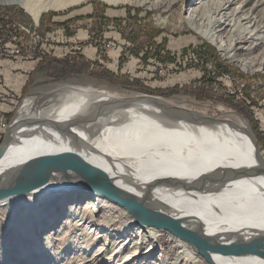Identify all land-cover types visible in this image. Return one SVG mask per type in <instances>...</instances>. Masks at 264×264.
<instances>
[{"label":"bare ground","instance_id":"bare-ground-1","mask_svg":"<svg viewBox=\"0 0 264 264\" xmlns=\"http://www.w3.org/2000/svg\"><path fill=\"white\" fill-rule=\"evenodd\" d=\"M102 1L165 10L176 0ZM78 2L0 0V5L17 4L37 23L43 12ZM187 5L184 18L191 29L215 44L225 59L264 74V0H189ZM12 127L0 152V179L29 176V161L41 156L71 154L97 177L146 208L180 219L214 247L223 241L244 244L245 237H263L255 249L257 256L264 254V157L247 124L238 119L186 110L157 97L61 86L47 94H28ZM57 166L62 170L63 165ZM39 189L0 200V230L11 229L10 247L21 246L11 255L3 254L0 264H19L29 255L32 233L53 221H62L58 235L69 229L86 238L99 229L94 233L97 240L106 237L105 222L95 212L101 206L122 213L137 231L134 237L114 239L107 253L95 251L83 263L264 264L241 252L210 250L207 259L188 241L140 224L125 207L101 194L79 188ZM92 205L98 207L89 211ZM136 239L140 247L134 249ZM162 239L169 242L173 256H158ZM40 246L36 245L38 251L32 248L31 255L42 257Z\"/></svg>","mask_w":264,"mask_h":264},{"label":"rangeland","instance_id":"rangeland-1","mask_svg":"<svg viewBox=\"0 0 264 264\" xmlns=\"http://www.w3.org/2000/svg\"><path fill=\"white\" fill-rule=\"evenodd\" d=\"M188 1L176 0L164 10L80 0L63 9L43 12L37 23L17 4L0 5V24L11 29L22 24L28 26L30 34L22 50L24 54L33 52L38 58L36 64H30L33 70L26 78L23 70L31 68L23 62L16 63L12 59L0 64L3 65L0 66V85L5 83L11 89L0 91V108L12 105V109L5 111L13 113L12 122L28 94L40 91L47 94L61 86L106 91L124 97H157L186 110L238 119L247 124L264 157V74L225 59L215 44L191 29L184 18ZM70 41L72 44L81 42L82 50L72 49L64 54L65 45ZM157 45L158 55L153 54ZM207 48L217 55L205 56L202 52ZM88 51L92 53L88 57L91 67L79 60L85 59ZM146 51L150 53L146 55ZM62 56L66 60L60 58ZM20 75L26 79L21 87ZM97 207L92 205L89 211ZM95 212L98 219L105 222L102 225L105 224L106 237L97 240L99 229L86 238L74 236L69 229L58 235L56 231L62 221H53L32 233L35 236L31 237L33 245L28 247L29 255L21 258L19 264H87L83 263L84 258L93 256L95 251L107 253L111 244H115L114 239L118 242L134 237L137 228L119 211L101 206ZM53 231L57 235H53ZM117 231L120 233L114 235ZM12 234L11 229L0 230V258L21 247L18 244L10 247ZM168 243L165 239L159 241L158 253H161L158 256L174 255ZM36 245H41L42 257L31 255L32 248L38 249ZM138 247L136 239L133 248ZM123 256L124 253L120 257Z\"/></svg>","mask_w":264,"mask_h":264},{"label":"water","instance_id":"water-1","mask_svg":"<svg viewBox=\"0 0 264 264\" xmlns=\"http://www.w3.org/2000/svg\"><path fill=\"white\" fill-rule=\"evenodd\" d=\"M13 125L14 120L9 123L3 134L0 152L5 149L6 142L11 138ZM29 162V166L32 167L33 171L31 174H28L29 176L24 175L23 178L20 177L18 180L13 178H8L7 180L0 179V200L9 196L30 192L36 187H39V190L43 191L56 188H79L91 193L101 194L119 203L140 224L151 225L172 232L177 237L196 246L198 252L207 259L208 251L217 250L222 253H246L264 261V254H260L262 257L257 256L258 251L255 249L256 246L263 244V237H245L246 241L244 244H238L235 240L223 241L214 247L201 234L187 228L180 219L146 208L128 193L111 185L105 179L97 177L92 170L90 172L87 169L82 161H77L71 154L46 155ZM38 162L43 163V165L39 167ZM58 164L63 165L61 166L62 170L59 169ZM64 169L73 170L74 173L66 174V170ZM60 172L62 173L59 174Z\"/></svg>","mask_w":264,"mask_h":264},{"label":"built area","instance_id":"built-area-1","mask_svg":"<svg viewBox=\"0 0 264 264\" xmlns=\"http://www.w3.org/2000/svg\"><path fill=\"white\" fill-rule=\"evenodd\" d=\"M29 34L30 29L24 24L18 25L16 29H11V27H5L0 24V64H2L4 60L12 61V59L16 63L23 62V64L28 67H30V64H36L38 58L34 57V53L30 52L28 54H24L22 50L25 47L26 36ZM71 42L72 41H70L69 44L65 45L64 54H67V52H70V50L72 49L82 50L81 42L75 44H72ZM30 68L32 69L33 67ZM0 91H11V89L7 88L6 84L3 83L0 85ZM10 108L12 109L13 107L12 105L8 104L7 107L5 106V108L3 109L0 108V134H4V131L11 121L10 119V121L7 122V120L5 119V115L7 113L5 111H8L7 109Z\"/></svg>","mask_w":264,"mask_h":264},{"label":"trees","instance_id":"trees-1","mask_svg":"<svg viewBox=\"0 0 264 264\" xmlns=\"http://www.w3.org/2000/svg\"><path fill=\"white\" fill-rule=\"evenodd\" d=\"M149 37H153V35L149 34ZM158 47H159V45L156 46V48H155L153 54H157V55L159 54V51L157 50ZM149 53H150V52H148V51L145 52L146 55H148ZM202 53H203L205 56H206V55H209L210 58H214V57L217 55L216 51H212L211 48H207V50L203 51ZM215 54H216V55H215ZM12 116H13V113H12V112H10V113H6V115H5V119L7 120V122L10 121V119L12 118ZM3 136H4L3 133H1V134H0V143H1L2 139H3Z\"/></svg>","mask_w":264,"mask_h":264},{"label":"crops","instance_id":"crops-1","mask_svg":"<svg viewBox=\"0 0 264 264\" xmlns=\"http://www.w3.org/2000/svg\"><path fill=\"white\" fill-rule=\"evenodd\" d=\"M80 54H81V53H80ZM87 55H88V56H87ZM87 55H86L87 57L84 55L85 59H82V58H81V59H79V60H80V61H81V60H84L85 62L88 63L89 67H91V64H90L89 61H88V57L90 58V57L92 56V53L88 51V52H87ZM66 57L69 58V55H67ZM60 58H63V60H66V59L64 58V56H62V57H60ZM70 58H71V56H70ZM113 58L116 59V55H113ZM5 70H7V69H5ZM31 70H33V68H32V69H26V70H23V72L25 73V75H24L25 78L28 76V73H30ZM20 76H21V75H20ZM24 77H23V78H24ZM18 78H19V80H20V81H19V85L22 83V84L20 85V87H21V86L25 83V80H26V79H22V76H21V78H20V77H18Z\"/></svg>","mask_w":264,"mask_h":264}]
</instances>
